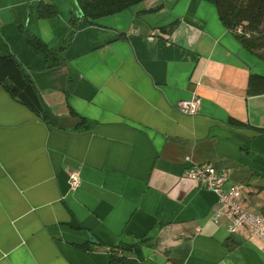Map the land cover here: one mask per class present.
<instances>
[{
	"label": "crops",
	"instance_id": "obj_1",
	"mask_svg": "<svg viewBox=\"0 0 264 264\" xmlns=\"http://www.w3.org/2000/svg\"><path fill=\"white\" fill-rule=\"evenodd\" d=\"M39 2L56 16L37 17ZM71 16L63 63L46 68L17 23L52 47ZM0 52L43 113L0 87V264H109L120 242H138L139 264H264L259 239L214 221L216 195L185 177L194 163L226 169L223 189L239 184L242 208L264 215V85H249L264 62L215 0H142L92 23L76 0H0ZM191 98L197 114L179 112Z\"/></svg>",
	"mask_w": 264,
	"mask_h": 264
},
{
	"label": "trees",
	"instance_id": "obj_2",
	"mask_svg": "<svg viewBox=\"0 0 264 264\" xmlns=\"http://www.w3.org/2000/svg\"><path fill=\"white\" fill-rule=\"evenodd\" d=\"M82 18L87 22L115 14L127 9L142 0H76ZM217 14L222 24L234 33L236 39L244 49L264 62V0H215ZM39 18L56 16V11L49 3L39 2L36 7ZM77 18H69V30L65 38L55 46H48L31 32L30 28L22 27L17 23L28 47L45 62L46 68H52L63 63L62 53L71 41L74 34ZM241 28V32L236 31ZM68 81H71L69 75ZM264 85V77L251 75L249 85L253 89L257 85ZM0 87L6 89L19 102L37 114H43L39 101L38 90L28 72L20 62L11 54L0 52ZM86 127V124H81ZM260 133L264 129H258ZM141 239L139 242H142ZM136 243L120 242L110 246L109 264H139L128 253L133 250Z\"/></svg>",
	"mask_w": 264,
	"mask_h": 264
},
{
	"label": "built area",
	"instance_id": "obj_3",
	"mask_svg": "<svg viewBox=\"0 0 264 264\" xmlns=\"http://www.w3.org/2000/svg\"><path fill=\"white\" fill-rule=\"evenodd\" d=\"M238 32L241 28L238 27ZM176 108L182 114L195 115L198 112L199 101L197 98L179 100ZM185 177L195 181L206 189L212 191L219 204V210L213 217L214 221L221 215H224L229 223L227 231L232 232L238 227H246L250 233L259 239L261 250L264 252V215L262 213H252L242 208L239 198L241 195V186L231 184L226 190L224 184L228 180V170L217 169L208 164H191L185 171ZM81 182L80 173L76 169L68 172V185L71 191H75Z\"/></svg>",
	"mask_w": 264,
	"mask_h": 264
}]
</instances>
